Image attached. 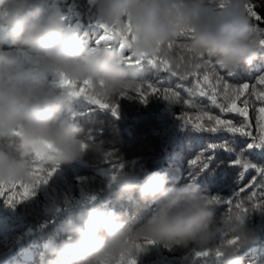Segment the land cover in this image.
Wrapping results in <instances>:
<instances>
[{"label":"clouds","instance_id":"clouds-1","mask_svg":"<svg viewBox=\"0 0 264 264\" xmlns=\"http://www.w3.org/2000/svg\"><path fill=\"white\" fill-rule=\"evenodd\" d=\"M248 3L224 0L221 8L209 0H96L95 17L120 30L130 20L138 38L127 51L134 57L165 55L179 72L186 61L167 44L191 28L187 48L234 73L264 52V28L252 23ZM60 74L91 81L94 93L105 99L132 89L141 76L118 48L86 46L78 27L66 25L65 13L52 0H0V183L30 181L37 158L43 167H59L88 153L103 156V141L89 139L93 129L85 132L73 118L75 97L53 83ZM17 130L23 134L15 135ZM137 180L129 165L106 189L117 199L152 202L142 224L96 203L66 223L65 238L50 249L46 264H117L121 255L147 251V239L168 248L219 249L222 264H244L240 250L259 240L247 214L236 210L217 217V207L195 180L169 187L170 177L161 171ZM231 239L236 243H227Z\"/></svg>","mask_w":264,"mask_h":264},{"label":"trees","instance_id":"trees-1","mask_svg":"<svg viewBox=\"0 0 264 264\" xmlns=\"http://www.w3.org/2000/svg\"><path fill=\"white\" fill-rule=\"evenodd\" d=\"M215 3V0H209ZM254 10L262 17L261 21L251 18L254 25L264 28V0H249ZM53 7H59L65 13V23L79 29V38L88 47H97L96 40L99 31L95 27V5L89 0H52ZM178 41L184 42L180 37ZM187 42V41H186ZM118 48V43L111 45ZM125 55H131L126 51ZM212 62V61H211ZM214 64V62H212ZM228 82L233 86L243 83L254 85L257 79L264 75V52L251 65L241 66L231 77L219 69ZM167 74L145 68V75L140 76L137 86L148 82L158 84L165 80ZM53 83L59 87L58 81L52 77ZM183 83L190 87L192 81H179L173 78L170 82L158 85L162 88L171 87L181 92L183 99L187 96L176 85ZM128 96L117 95L113 102L119 105L118 117H114L110 110H100L89 104L84 97H75L77 109L76 120L85 130L93 129L91 137L94 141H103L105 152L113 153L105 163L104 156L96 157L88 153L82 159L70 164L57 167L46 184L39 185L34 195L15 203L13 206L5 204L0 198V264H46L50 258L49 252L56 244L65 238L66 223L74 220L77 215L86 212L87 208L103 201L107 207L118 212H126L130 222L142 224L151 214L155 205L152 202H141L138 198L132 200L117 199L106 189L108 177L102 175L106 167L113 162H123L127 170L130 165L137 173V183L154 171L167 172L170 177L169 187L180 186L192 179L190 161L199 153L205 151L209 143H229L237 151L246 148L249 138H240L239 134L221 131L217 134L197 132L190 127H183L178 115L185 112L195 115L196 109L180 103L165 101L159 95H152L146 104L136 99L133 89L127 90ZM133 97L129 99L128 97ZM249 103V122L254 136L259 135L256 123L261 106L255 97H247ZM243 99V98H242ZM197 103L211 114L220 115L222 119H232L233 123L242 120L235 113H219V110L210 106L207 98H197ZM238 106L242 103L238 102ZM234 141V143H233ZM212 161L196 178L202 189L208 195H219L228 198L236 186L240 166L232 164L235 154L229 155L222 148L217 149ZM245 157L252 163L264 167V146L248 149ZM256 176L250 170L243 185H247ZM259 181V178H257ZM250 194H242L244 197ZM95 196V200L90 197ZM255 201L245 199L244 206L251 210ZM216 215L228 213L227 206H216ZM236 211L233 207L232 212ZM247 223L255 228L259 240L240 250L244 264H264V210L253 209L247 213ZM147 251H141L135 257L136 264H222V257L214 255L197 256L200 251L195 246L182 248L179 246L168 248L157 242L144 245ZM213 251V250H212Z\"/></svg>","mask_w":264,"mask_h":264},{"label":"snow or ice","instance_id":"snow-or-ice-1","mask_svg":"<svg viewBox=\"0 0 264 264\" xmlns=\"http://www.w3.org/2000/svg\"><path fill=\"white\" fill-rule=\"evenodd\" d=\"M219 3V7H224V0H215V3ZM90 4L95 5L96 0H89ZM246 11L251 18H255L256 21H261L262 17L254 10L253 5L248 3L246 5ZM95 27L99 31L98 39L96 40L97 47H111L115 42L118 43L119 51L124 54L125 62L129 67H135L140 70L141 77L145 75V68L148 66L150 69L156 70V74L160 72L167 74L165 80H161L158 84L148 82L144 85L135 86L132 89L136 92V99L141 103L146 104L149 101V97L152 95H159L165 101L180 103L183 102L189 108L196 109L195 115H190L185 112L177 116V119L181 121L183 127H190L194 131L217 134L221 131L233 134H239L240 138H249L251 142H246V148H241L237 151L229 143L215 144L209 143L206 146L205 151L199 153L194 159L190 161L191 168H195L196 171L192 172V179L195 178L208 167L209 163L213 159V155L217 149H223L229 155L235 154V159L232 160V164L240 166L243 170L239 173L236 180V186L232 192V195L228 198H221L219 195H207L206 199L210 205L213 206H227L228 214L232 213L233 207L244 214H247L253 209L264 210V167L258 166L252 163L245 157V151L248 149H254L264 146V75L260 76L254 85L249 83H243L240 86H233L228 82L224 75L220 74L219 67L213 64L210 60L206 59L203 54L193 53L191 49L187 48V42L192 38L193 29H185L181 32L180 38L182 41L173 40L169 41L167 48L173 55L179 56L182 60L186 61L187 68L183 72L176 70L171 60L165 55H145L141 57H134L132 55H125L126 51L137 40V33L132 25L131 21H127V27L125 30H120L116 26H108L95 18ZM261 46H264V40L261 41ZM227 77H231L232 73L228 72ZM173 78L179 81H192L190 87L185 86L183 83L176 85L177 89H182L187 98L183 99L181 92L173 90L171 87L162 88L158 85H162L165 82H170ZM59 87L69 90V94L74 97H84L89 104L99 108L100 110H110L114 117H118L119 105L113 102L112 99H105L96 95L93 91V83L89 80L84 81H72L66 78L63 74H60L58 81ZM121 97L128 96L127 90L122 91L119 94ZM255 97V101L259 102V106L256 111L258 117L256 120L259 135L254 136L251 129V123L249 122V103L250 100L247 97ZM129 99L133 97H128ZM197 98H207L210 102V106L219 110V113H235L238 117H242L238 124L233 123L232 119H222L220 115L211 114L209 111L204 110L198 103ZM243 98V99H242ZM238 102L242 103V106H238ZM77 113L73 114V118H76ZM15 135H22L21 130H17ZM89 139H92L89 136ZM234 143V141H233ZM49 147H51L49 145ZM82 148H86V144L81 145ZM111 152H104L105 163H108V157L112 156ZM58 166L43 167L39 163V158L33 161V167L30 172V181H10L7 183H0V198H2L5 204L13 206L21 200L27 199L34 195V190L41 184H46L50 177L54 174ZM125 164L123 162H113L111 167H106L102 171V175L109 178V180H115L118 175L123 171ZM250 170H254L256 176H253L252 180L243 185L242 181L246 177ZM259 178V181H257ZM247 197L242 194L249 192ZM95 196L90 197L91 200H95ZM245 199L249 201H255L252 204L251 210L244 206ZM155 243V241L147 239L144 241V245ZM227 243L235 244L236 240H228ZM137 248L141 245H136ZM197 256H209L214 255L221 257L222 253L219 249L214 252L209 249L205 251H198ZM117 264H136L135 257L129 255H121L117 261Z\"/></svg>","mask_w":264,"mask_h":264}]
</instances>
